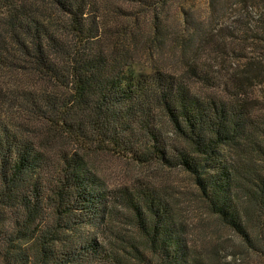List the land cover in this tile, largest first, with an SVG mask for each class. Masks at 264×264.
<instances>
[{"label":"trees","instance_id":"1","mask_svg":"<svg viewBox=\"0 0 264 264\" xmlns=\"http://www.w3.org/2000/svg\"><path fill=\"white\" fill-rule=\"evenodd\" d=\"M162 2L0 0V264H264L261 61L211 83L197 51L180 73L137 71L129 5ZM232 2L264 44V0ZM101 154L186 171L198 235L155 182L110 187Z\"/></svg>","mask_w":264,"mask_h":264},{"label":"rangeland","instance_id":"2","mask_svg":"<svg viewBox=\"0 0 264 264\" xmlns=\"http://www.w3.org/2000/svg\"><path fill=\"white\" fill-rule=\"evenodd\" d=\"M129 9L139 12V16L125 20L129 32L127 44L137 71L151 73L162 69L180 73L194 56L193 51H197L196 63L208 69V83L222 82V77L226 78L233 71L240 69L243 72L253 57L261 61L253 73L261 72L262 75L255 79L253 87L254 111L260 112L264 108V44L255 37L258 31L238 30L239 23L234 20L240 6L236 2L231 0L224 4L220 14L210 0H163L156 11L136 10L133 5H129ZM117 24L122 25L114 19L109 25ZM201 40L202 48L199 49ZM208 83L203 85H210ZM202 87L196 85L195 89ZM97 170L110 187L131 184L136 179L155 182L157 188L170 198L174 210L189 224L194 237L199 233L201 222L207 219L194 181L180 167L101 154Z\"/></svg>","mask_w":264,"mask_h":264}]
</instances>
